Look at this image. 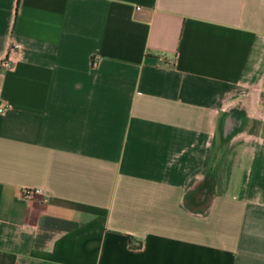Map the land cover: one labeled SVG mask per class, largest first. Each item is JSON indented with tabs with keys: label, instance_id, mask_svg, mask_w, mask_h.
I'll use <instances>...</instances> for the list:
<instances>
[{
	"label": "crops",
	"instance_id": "0c3cea01",
	"mask_svg": "<svg viewBox=\"0 0 264 264\" xmlns=\"http://www.w3.org/2000/svg\"><path fill=\"white\" fill-rule=\"evenodd\" d=\"M9 44L0 264H264V0H0Z\"/></svg>",
	"mask_w": 264,
	"mask_h": 264
},
{
	"label": "built area",
	"instance_id": "2783aa9c",
	"mask_svg": "<svg viewBox=\"0 0 264 264\" xmlns=\"http://www.w3.org/2000/svg\"><path fill=\"white\" fill-rule=\"evenodd\" d=\"M14 46L9 44L7 50L0 58V68H10L14 64ZM163 56H159V59H163ZM7 104L3 100L0 94V112H2ZM46 190L39 186H23L19 189V195L24 199H31L35 195H43Z\"/></svg>",
	"mask_w": 264,
	"mask_h": 264
}]
</instances>
